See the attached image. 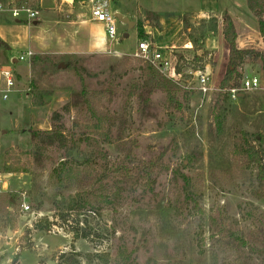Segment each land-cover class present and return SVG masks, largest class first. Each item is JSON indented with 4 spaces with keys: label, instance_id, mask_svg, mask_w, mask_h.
I'll list each match as a JSON object with an SVG mask.
<instances>
[{
    "label": "rangeland",
    "instance_id": "obj_1",
    "mask_svg": "<svg viewBox=\"0 0 264 264\" xmlns=\"http://www.w3.org/2000/svg\"><path fill=\"white\" fill-rule=\"evenodd\" d=\"M232 1L253 39L245 44L248 55L240 72L261 80L259 89L243 92L237 101L225 98L222 75L215 70L210 95L181 90L173 107L157 91L145 102L138 86L142 67L153 64L133 55L139 40L135 30L121 22L119 31L130 34L120 42L118 49L125 53L121 56L68 58L55 66L39 62L30 80V60L12 64L22 75L18 88L29 95L13 94L4 103L0 132L18 131L0 135L3 146L12 145L2 152L0 172L6 173L7 160L19 170L15 177L22 179V203L31 210L21 211L20 203L10 215L0 213L1 229L20 228L24 233L19 250L13 248L11 254L16 251L14 256H22L27 264L34 259L60 264L61 255L67 259L75 253L80 264H264V189L257 166L235 147L240 139L264 161V44L247 0ZM197 22L196 45L206 55L212 51L207 61L224 66L225 74L226 47H205L207 37L217 40V31L210 30L212 20ZM244 32L241 29V39ZM126 58L127 74L113 77L112 67ZM86 86L105 109L126 122V134L120 121L106 131L91 128L85 106H73L75 95ZM33 91H40L44 102L36 109ZM57 128L66 137L64 146L32 143L31 131ZM64 160V168H87L97 186L108 185L110 203L100 212L67 209L77 188L61 186L53 174ZM8 180L12 190L19 185L14 177ZM226 227L246 242L244 248L238 245L241 251L228 244L229 232L221 233ZM4 249L0 247V259L7 255Z\"/></svg>",
    "mask_w": 264,
    "mask_h": 264
},
{
    "label": "crops",
    "instance_id": "obj_2",
    "mask_svg": "<svg viewBox=\"0 0 264 264\" xmlns=\"http://www.w3.org/2000/svg\"><path fill=\"white\" fill-rule=\"evenodd\" d=\"M232 2V0H109V7L111 10L117 11L124 17H129L131 21L136 22V25L132 28L127 26L129 29L135 30L138 40H140L138 37V22H142L147 38L155 39L159 45H182L189 38L192 39V29H198L199 22L197 20L216 19L217 40H211L212 38L207 37L205 47L212 50L225 46L229 55V49H227L223 34L226 16H230L234 21L238 34L237 44L240 49H245L247 47L245 44H250L253 40L251 37L252 32L248 30L246 20L240 19V15L234 10L235 7H233ZM20 3L37 10L39 12L37 18L29 20L26 14H23L20 19L15 18L11 9L14 6H19ZM91 7L92 4L89 0H0V39L7 45L6 47L0 46V66L20 63L16 62L17 57L27 50L33 51L35 56L51 57L54 62L92 55L121 56L125 54L118 49L123 43L110 42L105 26L92 19ZM248 10L251 12L249 8ZM148 14L158 17V22L156 24L151 23L147 19ZM251 14L250 19H255L252 12ZM240 27L243 31L245 30V37L242 39L241 35L243 33L241 34ZM257 32L261 36L259 28ZM262 38L261 36L264 44ZM114 51H117L118 55L114 54ZM30 62L29 80L32 76V59ZM218 67L211 65L212 76L214 71L217 70L216 72L221 73L222 77L220 78L222 79L224 76L222 71L225 69L224 66ZM17 74L20 83L22 75ZM24 90L26 89H19L14 94L19 97L28 96L27 93L23 94ZM5 102L1 103L0 115L1 111L3 112L6 108L4 106ZM38 107L40 106H34V109ZM12 131L16 130L3 129L0 135L9 134ZM2 140L3 137H0V157L3 151L12 146H3ZM15 176H17V173L0 172L2 187L0 193L15 192L24 195L20 192L22 179ZM12 177L19 184L13 190L10 188L8 180ZM4 218L7 219L6 216ZM28 224L31 226V222ZM23 236L24 233L21 232L20 228L8 230L0 228V247H4L3 251L7 252V255L0 259V264H12L14 255L19 250V241ZM13 248L16 251L11 254ZM18 261L20 264H27L22 256L19 257ZM39 263L38 260L34 259L31 264Z\"/></svg>",
    "mask_w": 264,
    "mask_h": 264
},
{
    "label": "trees",
    "instance_id": "obj_3",
    "mask_svg": "<svg viewBox=\"0 0 264 264\" xmlns=\"http://www.w3.org/2000/svg\"><path fill=\"white\" fill-rule=\"evenodd\" d=\"M248 8L250 11L258 18V28L262 37L264 38V0H247ZM19 5H24L20 3ZM147 19L156 24L158 22V17H155L153 14H148ZM212 20V26L210 28L211 31H215L217 29V20ZM202 31L204 29H201ZM194 33H197V29H192V39L195 44H199V39L196 37ZM224 38L229 48V56H228V67L224 74V77L220 83L221 90H225L232 86V84L238 85L240 80L243 78L244 74L240 72V68L245 64L246 57L248 55L247 49H240L237 44L238 34L234 24V21L230 16H226L224 19V28H223ZM138 37L139 39L147 38L144 32V25L142 22H138ZM0 46L6 47L5 43L0 39ZM264 55V53H263ZM39 62L50 63L55 66V62L51 57H42L41 55H36L32 58V65H36ZM127 63L128 59L125 61L112 67V75L113 77H121L127 74ZM111 86V85H110ZM112 87V86H111ZM110 87V88H111ZM82 91L80 94L75 95L74 97V105H79L82 103L85 106L86 112L90 118V126L93 129H101L107 130L112 127L116 121L121 122L122 134H126V129L124 128L126 122L123 121L120 117L116 115H112L107 109H105L101 103V101L93 94H90L87 90ZM138 90H140V96L143 97L145 95V102L149 101V98L152 94L157 91L163 92L166 95L167 101L173 107L179 102V94L181 92V88L174 83L171 79L167 78L160 70H158L153 65L146 63L142 67V82L138 86ZM112 92L113 90L110 89ZM225 94V98L227 100L230 99L227 93ZM40 91H33L32 103L34 106H42L44 105L43 100H41ZM244 101L245 96L241 97ZM124 128V129H123ZM118 139L123 140L122 135L117 136ZM39 139V141H38ZM31 140L32 143L35 144L39 142L42 146H51L55 144H59L60 146H64L66 144V137L64 133L59 129H52L48 132L33 130L31 131ZM124 142V141H123ZM125 143V142H124ZM126 144V143H125ZM236 153L241 156L247 157L248 163H254L257 166L258 173L257 178L260 182L261 187L264 189V161L263 156L254 149V147H246L243 142H240V139H236L235 142ZM40 148V147H39ZM66 165V161H62L61 165L56 167L53 170V174L56 175L58 181L61 186L66 188H77V191L72 198V201L68 205L67 209L69 211L82 210L84 208H90L91 212H100L103 208V205L110 203V194L111 190L108 185L97 186L94 175H92L89 169H75L73 165L70 167H63ZM6 173H18L19 170L15 169L10 165V161H6L5 165ZM261 196H264V192ZM22 203V194L15 192H4L0 193V213L4 215H10L9 207L13 209ZM7 217V216H6ZM81 230L84 231V228L81 227ZM229 232L228 237H230V241H228L229 245L236 250H239V244H242V247H246V242L240 240L235 233L229 230L227 227L222 229L221 233L225 234ZM86 237L89 236L88 233H83ZM241 251V249L239 250ZM264 253V251L262 252ZM76 255H72L65 259V255H61V263L60 264H80V261L77 259ZM106 256V255H103ZM130 258V257H128ZM19 257L15 256L13 258L12 264L19 263ZM47 264V263H46Z\"/></svg>",
    "mask_w": 264,
    "mask_h": 264
},
{
    "label": "built area",
    "instance_id": "obj_4",
    "mask_svg": "<svg viewBox=\"0 0 264 264\" xmlns=\"http://www.w3.org/2000/svg\"><path fill=\"white\" fill-rule=\"evenodd\" d=\"M89 1L92 4V19L105 26L109 41L117 44L124 40L123 33L119 31L121 21L117 18L118 12L110 9L109 0ZM11 11L15 18L20 19L26 14L29 20L36 19L39 13L25 5L14 6ZM114 54L118 55L117 51H114ZM133 55L151 62L186 93H197L205 97L214 91L212 64L207 61L214 53L210 51L206 55L203 47L196 45L190 38L182 45H159L155 39H140ZM34 56L33 51L27 50L17 57L16 62L31 61ZM12 64L0 66V102L8 101L11 95L19 91V77ZM239 83L240 85L234 84L223 90L233 101L239 100L243 92L254 91L261 87L260 78L249 73L244 74ZM0 191H2L1 184ZM9 210L13 211V208L9 207ZM30 210L31 207L23 202L22 211Z\"/></svg>",
    "mask_w": 264,
    "mask_h": 264
},
{
    "label": "water",
    "instance_id": "obj_5",
    "mask_svg": "<svg viewBox=\"0 0 264 264\" xmlns=\"http://www.w3.org/2000/svg\"><path fill=\"white\" fill-rule=\"evenodd\" d=\"M117 18L120 19V21L126 25H128L130 28L136 25L135 21H131L129 17H124L122 14L117 13ZM129 36L128 33L124 34V38H127ZM48 264H57L55 261H48Z\"/></svg>",
    "mask_w": 264,
    "mask_h": 264
}]
</instances>
